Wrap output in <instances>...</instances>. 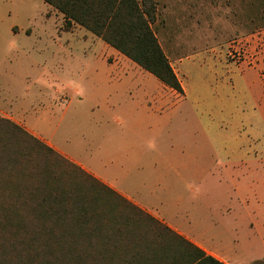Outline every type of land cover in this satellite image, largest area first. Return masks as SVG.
Instances as JSON below:
<instances>
[{"label":"rangeland","instance_id":"1","mask_svg":"<svg viewBox=\"0 0 264 264\" xmlns=\"http://www.w3.org/2000/svg\"><path fill=\"white\" fill-rule=\"evenodd\" d=\"M156 2L158 14L153 28L185 93L184 97L175 96L170 110L175 140L188 144L192 153L205 141L207 152L204 177L184 182L174 177L169 181V187L181 191L185 198L178 214L190 215L196 237L200 223L211 224L206 232L213 237L212 242L231 246L230 252L241 256L240 261L252 252L256 258L264 257V150L256 159L258 164L245 161L239 166L242 170L250 165L248 174L240 173L244 204L233 196L229 172L233 166L212 159L221 140L236 135L245 143L257 141L264 137L263 128L260 124L251 131L244 90L239 95L229 84L217 86L220 69L208 59L214 56L238 65L240 59L232 57L230 50L249 49V45L264 41V0ZM98 48L115 50L83 27L64 29L63 20L53 16L41 0H0V73L11 87L15 107L33 106L37 114L24 117L29 127L53 144L59 142L69 152L84 156L90 134L98 130L93 103L97 94L102 95L96 89L102 84L97 80L107 67ZM118 59L129 61L123 55H110L107 60ZM142 75L153 77L143 69ZM39 89L54 103V111L48 116H39L43 109L35 98ZM120 94L118 91L116 97L126 99ZM64 95L68 104L60 101ZM184 117L189 124L184 125ZM158 139L162 142L163 135ZM250 221L259 225V235L249 228Z\"/></svg>","mask_w":264,"mask_h":264},{"label":"trees","instance_id":"2","mask_svg":"<svg viewBox=\"0 0 264 264\" xmlns=\"http://www.w3.org/2000/svg\"><path fill=\"white\" fill-rule=\"evenodd\" d=\"M176 93L153 25L156 0H43ZM0 264H224L0 117Z\"/></svg>","mask_w":264,"mask_h":264},{"label":"crops","instance_id":"3","mask_svg":"<svg viewBox=\"0 0 264 264\" xmlns=\"http://www.w3.org/2000/svg\"><path fill=\"white\" fill-rule=\"evenodd\" d=\"M45 4L49 10L51 9L53 16L63 20L61 13ZM74 26L78 25H73L70 29ZM248 48H241L245 56L237 62L238 65L233 62L226 63L214 56H208V59L219 66L220 77L218 76L217 86L224 87L229 84L236 94L244 90L243 98L248 103L246 117L251 119L249 128L255 132L256 126L261 124L264 134V41L257 45H249ZM99 49H101L99 56L107 63H105L107 67L100 74L102 77L97 80V84L102 83L96 87L102 95L95 96L93 106L97 111L92 114L99 126L98 130L89 136L85 156L69 152L68 147L60 145L59 142L53 144L44 135L29 127L24 117L27 114H37L36 109L33 106L23 108L21 104L20 107H15L16 99L10 96L11 87L2 79L1 73L0 117L9 118L22 125L29 133L224 264H264V257L256 258L253 252L246 257L247 259L240 261L241 256L230 252L233 249L231 246L222 242H212L213 237L206 232L211 224L200 223L201 227L196 237L195 232L191 231L190 215L178 214L180 207L185 203V198L181 191L169 187L170 179L177 177L184 182L190 178L200 179L207 173L205 141L192 153L188 144H181L175 140V131L171 125L174 118L170 110L175 96L184 97V91L182 94L176 93L152 74L153 77H143V68L138 70L137 67L140 66L130 59L109 62L108 56L117 57L122 54L110 48ZM223 73L227 75H221ZM118 91L123 94H120L122 98L126 99L121 101L117 98ZM110 92H114L116 96H112ZM35 98L40 100L39 105L43 108L39 116H48L54 111L53 101L41 95V89ZM60 101L69 103L66 96H61ZM185 120L184 117V125L189 124L188 120ZM187 127L189 128V125ZM219 132L224 131L220 129ZM160 134L163 135L162 142L158 139ZM203 134L205 137V128ZM263 150L264 137L245 143L236 135L225 142L221 140L215 147L212 158L214 163L233 166L229 172L233 180V196L239 203L244 204L245 201L239 189L240 173L248 174L249 166L258 164L260 160L256 159L261 157ZM245 161L251 164L239 170L240 164ZM248 225L259 235L257 223L250 221Z\"/></svg>","mask_w":264,"mask_h":264},{"label":"built area","instance_id":"4","mask_svg":"<svg viewBox=\"0 0 264 264\" xmlns=\"http://www.w3.org/2000/svg\"><path fill=\"white\" fill-rule=\"evenodd\" d=\"M229 54L232 56V57H234L235 58V56H236V58L237 59H242L244 56H245V54L243 53V50L240 48L239 50H230L229 51ZM65 101V100H64Z\"/></svg>","mask_w":264,"mask_h":264}]
</instances>
